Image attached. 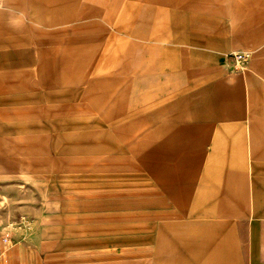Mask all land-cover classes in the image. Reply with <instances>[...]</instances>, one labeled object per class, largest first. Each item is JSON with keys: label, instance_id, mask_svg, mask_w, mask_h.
Masks as SVG:
<instances>
[{"label": "rangeland", "instance_id": "rangeland-1", "mask_svg": "<svg viewBox=\"0 0 264 264\" xmlns=\"http://www.w3.org/2000/svg\"><path fill=\"white\" fill-rule=\"evenodd\" d=\"M23 3L25 42L49 36L58 69L0 85V264H245L247 200L193 213L182 128L224 93L209 79L247 71L238 51L207 68L204 41L264 0ZM245 82L251 117L264 88Z\"/></svg>", "mask_w": 264, "mask_h": 264}, {"label": "crops", "instance_id": "crops-1", "mask_svg": "<svg viewBox=\"0 0 264 264\" xmlns=\"http://www.w3.org/2000/svg\"><path fill=\"white\" fill-rule=\"evenodd\" d=\"M23 6V0H5L0 7V85L22 88L27 70L34 72L38 84L52 86L58 50L46 35L25 42ZM234 19L237 24L230 31L217 26L212 37L206 38L205 62L207 68L217 70L229 65L231 52H247V71L237 76L240 80L235 85L226 79H209V87H220L224 93L211 95L216 89L209 90L196 100L193 120L182 128L183 149L190 152L185 157H191L193 213L208 214L212 208L230 207L229 200H247L240 212L247 216L244 262L264 264V111L248 116L242 93L243 81L264 88V10ZM197 80L194 75L192 81ZM199 87L205 88L203 82Z\"/></svg>", "mask_w": 264, "mask_h": 264}, {"label": "built area", "instance_id": "built-area-1", "mask_svg": "<svg viewBox=\"0 0 264 264\" xmlns=\"http://www.w3.org/2000/svg\"><path fill=\"white\" fill-rule=\"evenodd\" d=\"M249 58H250V53L247 52L245 53L238 52L232 55V60L234 61V65L238 67H243L244 63L247 62Z\"/></svg>", "mask_w": 264, "mask_h": 264}, {"label": "clouds", "instance_id": "clouds-1", "mask_svg": "<svg viewBox=\"0 0 264 264\" xmlns=\"http://www.w3.org/2000/svg\"><path fill=\"white\" fill-rule=\"evenodd\" d=\"M3 4V0H0V7H2ZM22 15V14H21Z\"/></svg>", "mask_w": 264, "mask_h": 264}]
</instances>
